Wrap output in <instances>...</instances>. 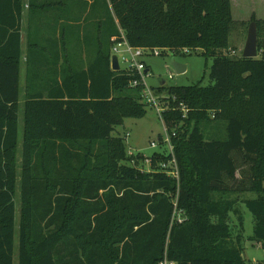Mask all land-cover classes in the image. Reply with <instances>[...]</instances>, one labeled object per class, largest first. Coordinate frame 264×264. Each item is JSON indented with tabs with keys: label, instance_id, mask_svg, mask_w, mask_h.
Wrapping results in <instances>:
<instances>
[{
	"label": "trees",
	"instance_id": "obj_1",
	"mask_svg": "<svg viewBox=\"0 0 264 264\" xmlns=\"http://www.w3.org/2000/svg\"><path fill=\"white\" fill-rule=\"evenodd\" d=\"M111 4L118 25L113 20L109 39L122 30L134 47L172 55L201 50L214 58L212 85L159 89L174 108L163 121L175 133L179 182L161 168L171 155L155 153L147 173L119 164L127 160L126 147L113 131L147 110L132 78L111 69L114 43L108 40L88 67L63 52L60 70V52L48 51L53 80L26 85L18 171L23 0H0V264H15L17 244L18 264H160L166 253L178 264H248L244 218L230 197L258 194L243 203L254 215L252 240L264 248V41L258 39L257 58L229 55L232 0ZM253 21L260 35L264 21ZM216 121L226 122V140L206 139L204 125ZM228 181L236 187L229 189ZM174 198L186 222L173 221ZM231 214L240 228L236 241Z\"/></svg>",
	"mask_w": 264,
	"mask_h": 264
},
{
	"label": "rangeland",
	"instance_id": "obj_2",
	"mask_svg": "<svg viewBox=\"0 0 264 264\" xmlns=\"http://www.w3.org/2000/svg\"><path fill=\"white\" fill-rule=\"evenodd\" d=\"M232 5L233 19L236 24L233 25L231 29L230 49L228 53L232 58L238 59L242 55L243 50L245 48L248 29L251 24V20L248 21V19H250L251 14H253L256 19L264 21V0H237ZM113 18L117 21L118 24V19L114 11ZM259 38L264 41V29L261 31L260 35H258V39ZM120 56L121 69L125 70L128 67V64L123 60V56H128V54L122 52ZM173 59L176 63L185 65L187 67V70L184 74H177L176 69L172 65ZM143 60L145 61L147 66L150 67V77L147 78L148 86L153 89L158 95L167 96L166 92H159V89L163 86L189 87L194 85H201L202 87H208L212 85L210 72L214 58L206 57L205 55H203V52L201 50L193 51L192 53L188 54L181 52L175 55H148L145 56ZM81 61L85 60L80 59V65ZM170 74H172L173 76H171ZM24 88L25 84L24 82H22L23 97L21 102V108L19 111L21 141L19 143L16 154V164L18 171H20L23 143L22 134L24 129ZM145 108L147 110V114L144 117L124 119L123 123L117 126L112 133L113 138L117 137L123 139L126 147L127 160L125 159L123 161H119V164H126L128 166L134 167L141 173H147L152 170L150 157H152L155 153H161L166 155L170 152V148L168 145H166L165 143H159L160 137L166 136V128L162 119L160 118L156 109L147 105H145ZM226 129L227 124L224 121H216L209 125H204L203 127L207 140H226ZM172 135L173 134H170V136ZM153 143L156 144L155 147L152 146ZM176 179L179 182V175ZM236 185L237 183H235L234 181H228L229 189L235 188ZM230 198L236 199V208L244 218V232L241 237V245L243 247V256L245 260L248 264L263 263L264 248L260 244L252 240V237L254 236L255 225L254 215L243 203V201L246 199H257L258 194L256 192L247 191L239 195L232 194ZM173 201L175 204L173 221L175 223L186 222V214L178 208V198H174ZM15 203L17 211L16 224L18 230L22 217V200L19 183L17 184V188L15 191ZM230 216V226L233 232V240L236 241L237 236L240 233L239 223L237 221V217L234 214H231ZM14 262L15 264H18V244L14 256Z\"/></svg>",
	"mask_w": 264,
	"mask_h": 264
},
{
	"label": "crops",
	"instance_id": "obj_3",
	"mask_svg": "<svg viewBox=\"0 0 264 264\" xmlns=\"http://www.w3.org/2000/svg\"><path fill=\"white\" fill-rule=\"evenodd\" d=\"M235 1L232 0V4ZM253 16L251 14L248 21ZM113 20L111 0H23L21 32L24 97L28 82L45 83L53 80L47 61L52 60V55L48 51L60 52V70L64 66L63 52H70L69 58L74 64H79L80 59L85 60L87 67L99 58L101 43L105 46L106 40L109 44L113 42L114 37L109 39ZM114 22L118 25L116 20ZM63 38L68 42H64ZM35 40H40L38 48L31 45L30 41ZM35 50L42 53H33ZM62 79L60 75L58 80Z\"/></svg>",
	"mask_w": 264,
	"mask_h": 264
},
{
	"label": "built area",
	"instance_id": "obj_4",
	"mask_svg": "<svg viewBox=\"0 0 264 264\" xmlns=\"http://www.w3.org/2000/svg\"><path fill=\"white\" fill-rule=\"evenodd\" d=\"M113 43L114 44L112 47V54H113L112 56L114 55L117 56L120 68H121L120 54L122 52L128 54V56H123V60L128 64V67L125 70L120 69V71H123L125 74H127L132 78L130 82V86L132 88L141 89V102L147 106L156 109L160 118L163 121V114L166 111H170L174 108L170 106L169 96L158 95L153 89H151L148 86L147 78L150 77V70L148 69V66L143 60V58L148 55L162 56L164 52L160 49H147V48L132 46L128 42L122 30H120L119 36L113 38ZM170 75L173 76L172 74ZM178 109H180L184 113V116H186L189 112L186 106L182 103L178 106ZM173 136H175V133L173 134ZM161 138L162 139L159 140V143L160 144L165 143L170 148V152L166 155H171V159L169 160V162L162 163L161 168L169 176L177 178V176L179 175L178 165L174 155L172 136H170L167 128H166V136ZM152 146L155 147L156 144L153 143ZM160 264H178V263L176 261L170 260L166 253L164 259L160 262ZM258 264H264V263H258Z\"/></svg>",
	"mask_w": 264,
	"mask_h": 264
},
{
	"label": "water",
	"instance_id": "obj_5",
	"mask_svg": "<svg viewBox=\"0 0 264 264\" xmlns=\"http://www.w3.org/2000/svg\"><path fill=\"white\" fill-rule=\"evenodd\" d=\"M258 27L257 22H251L249 29L247 40L245 44V48L243 50V57L244 58H257L258 57ZM172 65L177 71V74H184L187 70V67L182 64H178L175 60H172ZM111 69L115 72L120 71V65L117 56H112L111 60Z\"/></svg>",
	"mask_w": 264,
	"mask_h": 264
}]
</instances>
